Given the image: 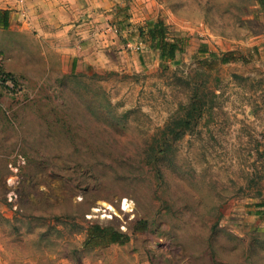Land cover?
I'll list each match as a JSON object with an SVG mask.
<instances>
[{"label":"rangeland","instance_id":"1","mask_svg":"<svg viewBox=\"0 0 264 264\" xmlns=\"http://www.w3.org/2000/svg\"><path fill=\"white\" fill-rule=\"evenodd\" d=\"M125 6L79 67L0 27V264H264V6ZM153 18L184 44L164 66ZM95 224L128 237L86 245Z\"/></svg>","mask_w":264,"mask_h":264},{"label":"crops","instance_id":"2","mask_svg":"<svg viewBox=\"0 0 264 264\" xmlns=\"http://www.w3.org/2000/svg\"><path fill=\"white\" fill-rule=\"evenodd\" d=\"M0 8L9 11L10 24L20 20L51 38L77 67L106 60L104 51L118 42L117 24L127 15L125 0H0Z\"/></svg>","mask_w":264,"mask_h":264},{"label":"trees","instance_id":"3","mask_svg":"<svg viewBox=\"0 0 264 264\" xmlns=\"http://www.w3.org/2000/svg\"><path fill=\"white\" fill-rule=\"evenodd\" d=\"M261 6H264V0H256ZM10 25V15L7 9L0 8V27L7 28ZM138 34L149 45L156 49L159 54L160 63L164 66L168 61H175L176 56L183 51L184 44L181 37L169 38L166 35V27L160 18L149 20L146 28L138 27ZM146 36V37H145ZM206 49H199L201 54L205 53ZM225 60V59H224ZM128 234L120 232L111 227H104L98 224L90 228L87 238L84 240L86 245H96L100 241L104 242H123L127 239ZM101 239V240H100Z\"/></svg>","mask_w":264,"mask_h":264},{"label":"built area","instance_id":"4","mask_svg":"<svg viewBox=\"0 0 264 264\" xmlns=\"http://www.w3.org/2000/svg\"><path fill=\"white\" fill-rule=\"evenodd\" d=\"M128 45L130 46V43H128ZM140 46V43H137L136 47H139Z\"/></svg>","mask_w":264,"mask_h":264}]
</instances>
